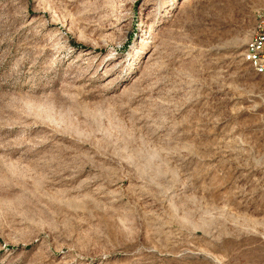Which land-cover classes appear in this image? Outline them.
I'll return each mask as SVG.
<instances>
[{
    "label": "rangeland",
    "instance_id": "374dc122",
    "mask_svg": "<svg viewBox=\"0 0 264 264\" xmlns=\"http://www.w3.org/2000/svg\"><path fill=\"white\" fill-rule=\"evenodd\" d=\"M264 0H0V264H264Z\"/></svg>",
    "mask_w": 264,
    "mask_h": 264
},
{
    "label": "bare ground",
    "instance_id": "6f19581e",
    "mask_svg": "<svg viewBox=\"0 0 264 264\" xmlns=\"http://www.w3.org/2000/svg\"><path fill=\"white\" fill-rule=\"evenodd\" d=\"M259 31H260V23L256 25V28L250 35L248 41L246 42L244 51L242 53V58L254 69V71L257 74L261 75L264 79V69L258 66V60L253 59L252 49H251L252 45H254L257 41V38L259 36Z\"/></svg>",
    "mask_w": 264,
    "mask_h": 264
},
{
    "label": "built area",
    "instance_id": "2783aa9c",
    "mask_svg": "<svg viewBox=\"0 0 264 264\" xmlns=\"http://www.w3.org/2000/svg\"><path fill=\"white\" fill-rule=\"evenodd\" d=\"M257 22H260V31L257 41L252 45V57L258 60V66L264 69V16H260Z\"/></svg>",
    "mask_w": 264,
    "mask_h": 264
}]
</instances>
